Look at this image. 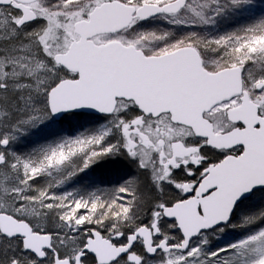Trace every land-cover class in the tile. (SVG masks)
Listing matches in <instances>:
<instances>
[{"label":"snow or ice","instance_id":"obj_1","mask_svg":"<svg viewBox=\"0 0 264 264\" xmlns=\"http://www.w3.org/2000/svg\"><path fill=\"white\" fill-rule=\"evenodd\" d=\"M0 264H264V0H0Z\"/></svg>","mask_w":264,"mask_h":264},{"label":"rangeland","instance_id":"obj_2","mask_svg":"<svg viewBox=\"0 0 264 264\" xmlns=\"http://www.w3.org/2000/svg\"><path fill=\"white\" fill-rule=\"evenodd\" d=\"M230 26V25H229Z\"/></svg>","mask_w":264,"mask_h":264}]
</instances>
